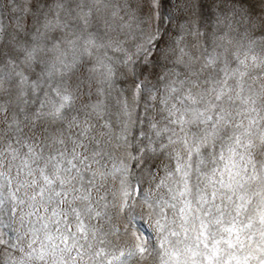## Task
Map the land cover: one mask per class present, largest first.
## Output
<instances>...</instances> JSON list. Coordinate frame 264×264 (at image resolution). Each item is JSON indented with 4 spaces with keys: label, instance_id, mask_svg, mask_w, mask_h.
I'll return each instance as SVG.
<instances>
[{
    "label": "snow or ice",
    "instance_id": "snow-or-ice-1",
    "mask_svg": "<svg viewBox=\"0 0 264 264\" xmlns=\"http://www.w3.org/2000/svg\"><path fill=\"white\" fill-rule=\"evenodd\" d=\"M146 255L264 264V0H0V264Z\"/></svg>",
    "mask_w": 264,
    "mask_h": 264
},
{
    "label": "rangeland",
    "instance_id": "rangeland-1",
    "mask_svg": "<svg viewBox=\"0 0 264 264\" xmlns=\"http://www.w3.org/2000/svg\"><path fill=\"white\" fill-rule=\"evenodd\" d=\"M113 104H115V101H113ZM140 107L141 110L144 107V102L143 100L140 101ZM115 111V108H114ZM114 224H119L121 229H123V221H113ZM141 229L143 230L144 233H149L150 232V228H149V223H143L140 224ZM123 239V237H121ZM113 239H115V237H113ZM136 264H154V258L152 256H145V258L143 260H137Z\"/></svg>",
    "mask_w": 264,
    "mask_h": 264
}]
</instances>
